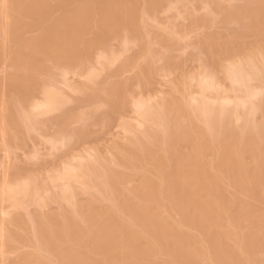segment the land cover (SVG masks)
<instances>
[{"label":"bare ground","instance_id":"6f19581e","mask_svg":"<svg viewBox=\"0 0 264 264\" xmlns=\"http://www.w3.org/2000/svg\"><path fill=\"white\" fill-rule=\"evenodd\" d=\"M0 264H264V0H0Z\"/></svg>","mask_w":264,"mask_h":264},{"label":"rangeland","instance_id":"374dc122","mask_svg":"<svg viewBox=\"0 0 264 264\" xmlns=\"http://www.w3.org/2000/svg\"><path fill=\"white\" fill-rule=\"evenodd\" d=\"M200 12H202L201 10H200ZM161 17H163V15H161ZM188 50H186V52H187ZM185 52V51H184ZM187 64H189V63H187ZM190 66H189V68L190 67H192L193 65H191V64H189ZM188 66V65H187ZM70 77H68L69 79H68V82H71V83H75V82H77V80H78V77H74L73 75L71 76V75H69ZM164 80L165 79H163V78H161V79H159L158 80V83L154 86V88H155V90H162V91H164L166 88V86H165V84H164ZM71 83H69V84H71ZM60 85V88L61 87H64L62 84H59ZM59 85H58V87H59ZM66 87H64V88H62V89H65ZM66 89H68V88H66ZM65 91V90H64ZM68 92H70L69 90H68ZM72 93V95H74L73 94V92H70V94ZM130 112V111H129ZM125 113V112H124ZM131 115V113H128V111H127V113H125L124 115H123V117L125 118V120H131V118L133 117H131L130 116ZM131 117V118H130ZM130 118V119H129ZM48 133H51V129H49V132ZM123 133V131L120 129V128H118V126L116 125V122H114L110 127H109V130L106 132V134L105 135H103V136H101V137H99V138H97V141L96 142H92L91 144H95L96 143V145H97V147L102 151L103 150V147L102 146H104V144L106 145L107 144V142L110 140V139H113L114 137L115 138H122V134ZM124 136V135H123ZM48 141L49 140H47V139H45V138H40V142H38L36 145H35V147H36V149H37V151H38V153L39 154H43V153H46V150H47V148L49 147V144H48ZM49 143H50V141H49ZM90 144V145H91ZM58 145H60V144H58ZM58 145H57V147H58ZM89 145V144H88ZM58 148H60L59 150H61L60 152H61V154H62V151H63V156H66V155H73L74 153V151H72V150H69L70 148H64L62 145H61V147H58ZM57 148V149H58ZM66 149V150H65ZM56 152V151H55ZM57 152H58V150H57ZM60 152H58L59 154H60ZM68 154H67V153ZM72 152V153H71ZM103 152V151H102ZM66 153V154H65ZM75 154H76V152H75ZM16 156H20V157H22V152H20V151H16V154H15ZM49 207V206H48ZM47 207V208H48ZM51 207H53V206H51L50 205V207L49 208H51ZM31 208V207H30ZM49 208H48V210H49ZM54 208V207H53ZM31 209H33V207L31 208ZM45 210H47L46 208H44ZM51 210V209H50Z\"/></svg>","mask_w":264,"mask_h":264}]
</instances>
